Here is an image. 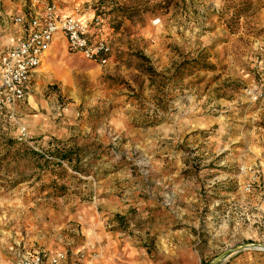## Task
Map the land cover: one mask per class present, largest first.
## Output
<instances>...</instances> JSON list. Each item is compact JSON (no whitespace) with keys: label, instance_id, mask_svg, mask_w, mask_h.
<instances>
[{"label":"rangeland","instance_id":"rangeland-1","mask_svg":"<svg viewBox=\"0 0 264 264\" xmlns=\"http://www.w3.org/2000/svg\"><path fill=\"white\" fill-rule=\"evenodd\" d=\"M47 2L111 54L56 41L0 111V264H264V0H0V55Z\"/></svg>","mask_w":264,"mask_h":264},{"label":"built area","instance_id":"built-area-1","mask_svg":"<svg viewBox=\"0 0 264 264\" xmlns=\"http://www.w3.org/2000/svg\"><path fill=\"white\" fill-rule=\"evenodd\" d=\"M13 22L24 31V36L0 55V111L13 108L23 100L32 75L41 64L51 45L64 43L69 52L79 53L89 60L106 64L111 54L109 43L102 37L92 36L89 22L75 14L57 11L53 2L27 15H17ZM253 101L264 99V88L248 89ZM239 175L241 191L257 193L264 200V162L242 165ZM63 254L52 256L33 253L22 256L11 264H59Z\"/></svg>","mask_w":264,"mask_h":264},{"label":"crops","instance_id":"crops-1","mask_svg":"<svg viewBox=\"0 0 264 264\" xmlns=\"http://www.w3.org/2000/svg\"><path fill=\"white\" fill-rule=\"evenodd\" d=\"M70 6H71V4H62V3L59 2V5L57 6V10L60 13L64 12L63 14H73V13H70V11L72 10V7H70ZM78 17H80V16H78ZM80 18L83 20L82 17H80ZM259 162H264V156L262 158L258 159V160L249 161V162H247V163H245L243 165L256 164V163H259ZM253 195L256 196V198H260L257 193H253ZM262 203H263V201H262ZM259 209L261 211V215L264 216V207L259 208Z\"/></svg>","mask_w":264,"mask_h":264},{"label":"trees","instance_id":"trees-1","mask_svg":"<svg viewBox=\"0 0 264 264\" xmlns=\"http://www.w3.org/2000/svg\"><path fill=\"white\" fill-rule=\"evenodd\" d=\"M30 12H31V11H30ZM28 13H29V12H27V13L24 14V15H27ZM21 15H23V14H21ZM17 26H18V25H17ZM18 28H19V30H20V32H21V35H20L19 38L16 40V42H17L19 39H21V38L24 36V34H25L24 31L22 30V28H21L20 26H18ZM16 42H15V43H16ZM15 43H14V44H15ZM14 44H13V45H14ZM13 45H12V46H13ZM10 47H11V46H10ZM10 47H8V48H10ZM8 48H7V49H8ZM7 49H6V50H7ZM6 50H5V51H6ZM75 170L78 171L77 168H76Z\"/></svg>","mask_w":264,"mask_h":264},{"label":"water","instance_id":"water-1","mask_svg":"<svg viewBox=\"0 0 264 264\" xmlns=\"http://www.w3.org/2000/svg\"><path fill=\"white\" fill-rule=\"evenodd\" d=\"M219 258H220V255L217 256L211 264H215L219 260Z\"/></svg>","mask_w":264,"mask_h":264}]
</instances>
